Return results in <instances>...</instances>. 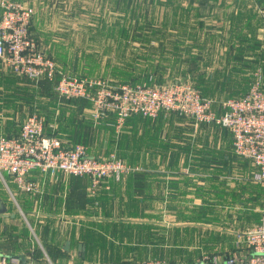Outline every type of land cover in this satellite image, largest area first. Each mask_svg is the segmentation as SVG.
I'll list each match as a JSON object with an SVG mask.
<instances>
[{"label": "crops", "instance_id": "0c3cea01", "mask_svg": "<svg viewBox=\"0 0 264 264\" xmlns=\"http://www.w3.org/2000/svg\"><path fill=\"white\" fill-rule=\"evenodd\" d=\"M10 1L33 7L31 29L39 33L68 31L77 18L99 17L104 1L110 8L119 2L131 15L141 12V36L133 34V45L191 50L188 62L176 63L206 67L195 86L203 96L221 98L214 103L218 116L225 100L244 97L264 78V0ZM212 65L220 66L219 78ZM25 79L0 59V139L17 135L37 114V88ZM50 123L45 133L64 145L82 143L98 158L114 153L136 168L105 179L95 191L88 177L39 169L27 176L32 190L23 191L0 173L6 208L0 255L17 257L19 264H199L204 257L223 263L249 254L240 236L264 222V188L252 180L253 163L235 154L225 126L176 115L134 116L119 129ZM69 129H76V139Z\"/></svg>", "mask_w": 264, "mask_h": 264}, {"label": "built area", "instance_id": "2783aa9c", "mask_svg": "<svg viewBox=\"0 0 264 264\" xmlns=\"http://www.w3.org/2000/svg\"><path fill=\"white\" fill-rule=\"evenodd\" d=\"M1 8L0 59L5 67L19 77L56 82L55 91L65 98L85 96L83 82L67 76L52 59L38 50L30 31L34 11L10 0H1ZM178 92L188 93L190 97L187 95L188 100L177 103ZM105 98L103 108L115 109L123 117L133 112L154 117L162 109L179 108L192 115L196 122L225 126L233 135L235 154L253 163L257 169L253 181L264 188V92L257 83L244 97L225 100L222 103L223 113L219 116L212 112L209 100L182 87L160 89L151 94V91L120 86L111 88ZM35 169L52 175L63 172L88 177L93 191L103 180L132 170L114 155L103 160L89 156L81 145L65 146L61 139L45 133L41 117L31 115L24 120L17 135L0 139V173H8L21 190L30 191L33 186L28 183L27 176ZM240 237H243L248 255L230 256L223 263L216 257H204L199 264H264V227ZM239 241L236 242L238 249ZM19 263L17 257H0V264ZM146 264L166 263L151 261Z\"/></svg>", "mask_w": 264, "mask_h": 264}, {"label": "rangeland", "instance_id": "374dc122", "mask_svg": "<svg viewBox=\"0 0 264 264\" xmlns=\"http://www.w3.org/2000/svg\"><path fill=\"white\" fill-rule=\"evenodd\" d=\"M19 4L34 11L33 7L27 2H20ZM100 6L102 7L97 13L101 16L77 18L79 23L70 25L68 31H66V28L61 31L60 27H54L57 28V32L39 33L34 32L33 28L30 27L38 50L52 59L58 69L67 76L83 82L84 87L83 95L85 96L65 98L55 91L56 82L31 80L33 82H30V84H34L37 88V114L32 115H38L44 120L45 129L46 127L52 128L53 125L50 122L53 121L63 122V127L64 123L69 122L71 128L84 122L87 126H89L88 124L112 123L113 126L119 129L124 126L123 124L128 119L134 116L155 120L160 116L176 115L196 121L192 115L184 113L179 108L162 109L154 117L143 112H133L123 117L115 109L107 110L103 108L106 100L105 95L111 88L120 86L141 89L145 92L151 91V94L160 89L169 90L178 87L189 90L191 94L193 90L203 99L209 100L212 103V112L216 113L214 103L221 98L203 96L195 86V83L204 81L206 67L202 65L197 66L198 68H192V65L184 64L189 61L191 50L182 48L148 49L145 46L142 47L144 43L139 44V46L133 45V34L140 33L141 29L138 28H142L143 18L140 17L141 12H136L138 15H131L132 12L127 11L126 8L121 9L119 7V2L111 8L107 1L102 2ZM145 23L144 18L143 24ZM132 28L133 30L130 33ZM135 36L138 38L141 33L135 34ZM176 62L184 63L178 64ZM210 67H213L214 79L219 78L221 76L220 66L212 65ZM192 70L195 81L192 78ZM214 82L216 83L215 80ZM255 83L264 92V78L258 77ZM30 88L32 94L33 89ZM187 95L190 97L188 93ZM187 95L178 92L176 102L181 103L188 100ZM84 105H87V108L81 111V107ZM68 108L75 111L67 113ZM75 130L69 129L68 131L72 134L73 139H76L77 133H75ZM115 131L119 130L115 129ZM76 145L85 147L88 154L87 146L82 143L68 147ZM112 155L116 156L113 153L99 159L107 160ZM116 158L121 159L117 156ZM121 160L130 168H136L125 160ZM262 211L264 215V208H262ZM263 221L264 216L261 222ZM259 227H264V222L254 226L250 231Z\"/></svg>", "mask_w": 264, "mask_h": 264}, {"label": "water", "instance_id": "95a60500", "mask_svg": "<svg viewBox=\"0 0 264 264\" xmlns=\"http://www.w3.org/2000/svg\"><path fill=\"white\" fill-rule=\"evenodd\" d=\"M5 212H6V208L0 201V216H3V214H5ZM0 257H5V256L0 255Z\"/></svg>", "mask_w": 264, "mask_h": 264}, {"label": "trees", "instance_id": "16d2710c", "mask_svg": "<svg viewBox=\"0 0 264 264\" xmlns=\"http://www.w3.org/2000/svg\"><path fill=\"white\" fill-rule=\"evenodd\" d=\"M30 31H31V29H30ZM22 79H25V78H23V77H21ZM25 80H28V79H25ZM28 81H30V82H33V81H31V80H28ZM46 82H48V80H45Z\"/></svg>", "mask_w": 264, "mask_h": 264}]
</instances>
